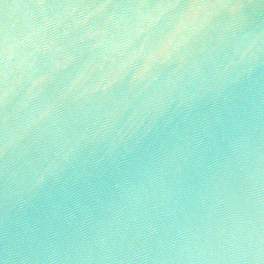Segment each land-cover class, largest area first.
<instances>
[{"label": "clouds", "instance_id": "obj_1", "mask_svg": "<svg viewBox=\"0 0 264 264\" xmlns=\"http://www.w3.org/2000/svg\"><path fill=\"white\" fill-rule=\"evenodd\" d=\"M0 264H264V0H0Z\"/></svg>", "mask_w": 264, "mask_h": 264}, {"label": "water", "instance_id": "obj_2", "mask_svg": "<svg viewBox=\"0 0 264 264\" xmlns=\"http://www.w3.org/2000/svg\"><path fill=\"white\" fill-rule=\"evenodd\" d=\"M13 2H18V0H13Z\"/></svg>", "mask_w": 264, "mask_h": 264}]
</instances>
